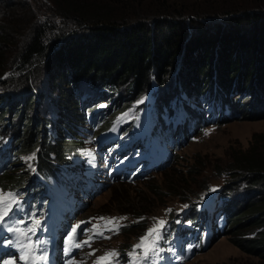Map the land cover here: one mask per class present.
Segmentation results:
<instances>
[{"label": "trees", "instance_id": "trees-1", "mask_svg": "<svg viewBox=\"0 0 264 264\" xmlns=\"http://www.w3.org/2000/svg\"><path fill=\"white\" fill-rule=\"evenodd\" d=\"M49 1L55 14L74 20V25L87 27L88 31L79 35L78 29L62 30V22L38 21L27 1L6 4L0 22V143L8 137L15 154L0 175L2 188H22L35 182L30 168L20 158L35 148L41 157L37 169L43 173H50L53 168L56 171L59 162L68 160L76 144L81 143L77 133L82 129L78 124L87 117V111L93 113L100 103H106L103 116L94 120L99 122L100 136L112 126L117 112L131 109L145 97L154 79L161 93L157 104L163 112L172 109L175 95L169 89L177 82L198 102L235 92L232 113L220 124L247 117L255 100L264 105V5L260 0H255L254 5L239 2L222 7L220 11L224 13L217 20L229 24L227 30L219 26L217 34L198 35L190 41L184 27V12L188 9L175 12L165 1L158 5L160 12L153 22L141 15L129 14L131 21L127 22L117 18V11L131 9L137 5L136 0ZM18 15L28 17L18 22ZM27 30V38L18 42V35ZM43 73L46 88L40 85ZM86 88L98 94L90 98L89 106L84 98ZM6 94L12 97L4 98ZM17 94L23 98L15 99ZM44 97L56 103V122L51 110H40ZM14 117H19V121ZM52 128L60 131L54 140ZM175 160L176 155L167 161L165 169L159 170L163 176ZM231 163L235 174L230 186L221 184L224 193L244 188L245 183L254 192L248 193L253 197L249 204L251 213L232 217L225 234L235 235L237 245L264 259V133L255 134L249 147L234 155ZM192 174L195 171H181L182 176ZM149 180L145 177L140 183ZM125 181L121 184L128 185ZM166 186H159V193ZM235 203L237 210L240 202L236 199ZM100 212L105 211H96ZM250 215L253 222H243ZM130 224L123 230L144 228L139 227L140 222Z\"/></svg>", "mask_w": 264, "mask_h": 264}, {"label": "rangeland", "instance_id": "rangeland-1", "mask_svg": "<svg viewBox=\"0 0 264 264\" xmlns=\"http://www.w3.org/2000/svg\"><path fill=\"white\" fill-rule=\"evenodd\" d=\"M14 1L19 0H0V22H3L1 18H4L3 13L6 9V4L8 5ZM26 1L33 7L34 16H36L38 21L55 20L60 24L62 22L64 24V26L61 24L62 30L71 28L78 29L79 35L85 30L88 31L87 27L74 25V20L63 19L60 15L55 14L54 6L49 0H40V2L38 0H20V2ZM136 1L137 5L131 9L128 8L117 11V18H125L124 21L127 22L131 21L130 16L141 15L148 18L149 22H153L157 18V13L160 12L158 5L162 1H165L166 6L171 7L175 12H179L181 9H188L184 12V27L187 28L186 37L189 38V41L198 35L210 36L217 34L219 32V26L227 30L229 24L223 23V20H217L219 16H221V12L224 13V11H220L222 7H230L232 4L239 2H251V5L255 4V0ZM258 2L264 5V0ZM38 5H41V10L39 11H37ZM25 9L28 10L27 8ZM192 10H194V12H192ZM129 14L131 15L129 16ZM200 14L202 15L200 16ZM27 17V15H18L17 20L18 22H24ZM10 18V16L9 18L7 17V20ZM28 32L29 30L19 34L17 38L18 42H22L23 38H27ZM11 47L15 49V45ZM46 69L47 67L44 68V71H46ZM40 85L46 88V75L44 73ZM7 97L11 98L12 96H7V94L4 95V98ZM22 98L23 96L20 97L18 94L15 96V99L18 100ZM183 98L184 95L182 98L174 99L175 104L178 105L179 108L182 107ZM40 102L42 103L40 109L42 112L49 109L54 118L58 117L57 108L55 106L56 103H52L46 97ZM15 120L19 121V117H16ZM206 130L210 131L206 134ZM200 133L193 135L189 144L181 148L176 154L177 160L169 167L172 169H166V175L163 176L159 171L161 169H159L147 175V178L150 179L149 183H140V180L146 176L136 179L135 183L134 181H127L128 185H122V180L110 183L106 189L97 194L93 199H89V206L80 210L84 211L86 209L85 212L76 214L77 220L80 221L94 217H121V215H125L127 219L124 221L129 222V225H126L127 227L134 221L140 222L139 227H151L156 223V221L152 219L153 217H163L162 219L167 220L175 216L186 201L200 197L202 193L209 191V186L222 187L221 184L224 183L227 185L226 187L230 186L233 174H235V170H233L231 163L234 155L237 156L242 150L247 149L255 134L264 133V105L257 103L255 100L254 109L247 117L231 119L227 123L208 126ZM189 170L195 171V174L190 176L181 175V171L188 172ZM165 182L170 183L167 185ZM176 182L179 183L176 184ZM162 185H167L171 189H168L166 186L163 188V191L159 193V186ZM250 188V185L245 183L244 188L240 186L231 192V195L239 200L241 208L238 210L240 205L236 208L237 210H235L236 212L231 216L230 222L233 221L234 217L240 214L246 215L251 213L249 204L253 201V197H249L248 193L254 191L249 190ZM254 188L256 189L257 187ZM256 190L258 191V189ZM220 194H223V192L221 191ZM257 196L258 195H256V197ZM236 199L232 203L233 209L236 207ZM89 207H91L92 210L89 211ZM117 207L118 209H115ZM169 207H175L170 215L166 211ZM101 208H103L105 212L96 213V211H100ZM119 208L122 210H119ZM133 211L137 212L136 215L133 214ZM138 216H145V219L138 220L136 219ZM253 219L254 218L251 216L243 220V222L247 221L252 223ZM91 220L93 221L95 219ZM144 228L141 230L139 229V231L135 230L131 232H127L125 228L110 241H97L93 248L87 251L91 253L93 249H95V254L90 255V257H95L100 254L98 252L100 248H103L102 251H104L122 244L130 245L143 233L142 231ZM235 240V235H221L206 249L196 252L187 264H264V259L262 257L251 254L249 251L243 249L235 243ZM0 241H2V237H0Z\"/></svg>", "mask_w": 264, "mask_h": 264}, {"label": "snow or ice", "instance_id": "snow-or-ice-1", "mask_svg": "<svg viewBox=\"0 0 264 264\" xmlns=\"http://www.w3.org/2000/svg\"><path fill=\"white\" fill-rule=\"evenodd\" d=\"M210 130H206L209 132ZM27 160L33 159L32 156L25 158ZM187 205H184L183 208H187ZM167 212H171V209H167ZM23 212V206L20 199V194L16 191H5L3 188H0V228L5 229L8 233L13 234L14 239H7L4 241V244L11 246L16 249L15 253H9L11 258L4 259L0 256V264H35L36 261H46L47 252L41 251L40 255H33L27 249L31 247L35 249L36 247L46 243L45 241L36 240L32 241L29 233H34L37 230V226L40 224V219L36 217L35 212L26 214L25 218H17V213ZM98 221H105L104 230L119 232L121 227L125 225H120L115 223L116 221L125 220L126 217H94ZM140 220L145 219L144 217L139 218ZM153 220L156 221L151 227H148L145 231V234L139 237L140 243L132 246V250L127 253L130 258L126 264H157V259H162L159 257V252L163 251L162 248H159V241L164 238V231L167 227V221L153 217ZM29 221H34V223H28ZM137 221H134V223ZM89 223V221H80L77 224H73L70 227V230L67 233L65 238V244L68 245L70 241L74 240V234H78V229L82 224ZM179 223V221H177ZM17 225H25L24 227H18ZM111 225V227H108ZM98 224L92 225V228H85L84 232L88 233L93 231V229H99ZM104 230L96 231L94 235L101 236L104 239H111L109 236H104ZM28 241L29 243H23V241ZM92 236H89L85 240L75 242L72 246L75 248H81L84 245L91 247L90 241ZM189 247H192L189 245ZM139 250V251H138ZM69 251L68 247H65V252ZM95 249L93 252L88 253L87 255H94ZM142 253V254H141ZM120 253L111 249L105 253V255L99 256L93 262V264H119ZM135 257V259H132ZM67 264H73V261H68Z\"/></svg>", "mask_w": 264, "mask_h": 264}, {"label": "clouds", "instance_id": "clouds-1", "mask_svg": "<svg viewBox=\"0 0 264 264\" xmlns=\"http://www.w3.org/2000/svg\"><path fill=\"white\" fill-rule=\"evenodd\" d=\"M189 201H190V200H189ZM233 214H234V212H232L231 216H232ZM231 216H230V220H231ZM230 224H231V222H229V225H230ZM228 227H229V226H228ZM227 230H228V228H227ZM227 230H226V231H227ZM226 231H225V232H226ZM225 232H224L223 234H221V235H224ZM221 235H219V236H221ZM219 236L213 237L212 240H211V243H212L214 240H216ZM211 243H210V244H211ZM210 244H209V245H210ZM209 245H208V246H209ZM205 249H206V248H205ZM203 250H204V249H203Z\"/></svg>", "mask_w": 264, "mask_h": 264}, {"label": "bare ground", "instance_id": "bare-ground-1", "mask_svg": "<svg viewBox=\"0 0 264 264\" xmlns=\"http://www.w3.org/2000/svg\"><path fill=\"white\" fill-rule=\"evenodd\" d=\"M84 218H86V217H84ZM190 259H191V258H190ZM190 259H188L184 264H187V262H188Z\"/></svg>", "mask_w": 264, "mask_h": 264}]
</instances>
